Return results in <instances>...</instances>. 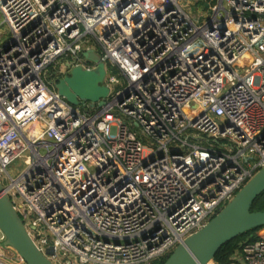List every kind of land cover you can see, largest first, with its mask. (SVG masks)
<instances>
[{"label":"built area","instance_id":"2783aa9c","mask_svg":"<svg viewBox=\"0 0 264 264\" xmlns=\"http://www.w3.org/2000/svg\"><path fill=\"white\" fill-rule=\"evenodd\" d=\"M192 5L0 0V182L54 264H156L264 166V0ZM87 49L101 107L53 84ZM263 229L229 264H264Z\"/></svg>","mask_w":264,"mask_h":264},{"label":"water","instance_id":"95a60500","mask_svg":"<svg viewBox=\"0 0 264 264\" xmlns=\"http://www.w3.org/2000/svg\"><path fill=\"white\" fill-rule=\"evenodd\" d=\"M207 7V4H204ZM94 49L83 56L95 64L93 68L82 65L54 81L58 94L73 106L101 107L106 103L110 88L105 82L106 66ZM0 182V230L4 240L0 245L12 249L26 264H54L36 246L9 196L2 191ZM264 191V166L235 193L200 229L188 235L168 255L162 264H208L219 248L232 238L256 227L264 226V208L252 210L254 200ZM31 228H34L31 226Z\"/></svg>","mask_w":264,"mask_h":264},{"label":"trees","instance_id":"16d2710c","mask_svg":"<svg viewBox=\"0 0 264 264\" xmlns=\"http://www.w3.org/2000/svg\"><path fill=\"white\" fill-rule=\"evenodd\" d=\"M264 208V191L254 200L251 209L252 210H260ZM264 226L256 227L254 229L248 230L243 234H240L231 240L227 241L223 244L217 253L215 254L213 261L216 264H229L230 263V256L239 249L240 243L245 240H256L259 236V231L262 230ZM168 255L162 257L156 264H162Z\"/></svg>","mask_w":264,"mask_h":264},{"label":"rangeland","instance_id":"374dc122","mask_svg":"<svg viewBox=\"0 0 264 264\" xmlns=\"http://www.w3.org/2000/svg\"><path fill=\"white\" fill-rule=\"evenodd\" d=\"M181 4L185 9H188L191 13H196L197 10H192V0H181ZM9 30L8 28L3 24V20L0 14V44L7 41L9 39ZM93 46H96V43L92 44ZM98 52L95 50L93 51V56L97 55ZM23 168V162L22 160H17L13 164H11L8 168L9 172L12 175H15L18 171H20ZM264 230V229H263ZM261 233V230L259 231ZM264 233V231L262 232ZM264 235V234H263Z\"/></svg>","mask_w":264,"mask_h":264}]
</instances>
